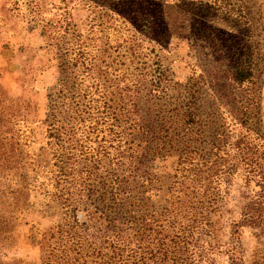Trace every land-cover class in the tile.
<instances>
[{
	"label": "trees",
	"instance_id": "trees-1",
	"mask_svg": "<svg viewBox=\"0 0 264 264\" xmlns=\"http://www.w3.org/2000/svg\"><path fill=\"white\" fill-rule=\"evenodd\" d=\"M237 10L241 18L233 22L243 40L242 51L227 84L215 85L232 89L241 108L237 124L257 125L258 111L251 110L245 92L258 46L249 42L247 14L242 15L239 6ZM222 31L234 34L231 28ZM73 60L61 64V78L46 95V114L40 122L45 141L35 154L23 150L27 138L34 136L26 126L30 103L0 88V264H206L203 252L205 246L210 251V245L198 241L215 230L237 166L258 192L243 204L238 222L231 224L232 233L242 225L264 227V146L246 142L249 132L239 133L231 143L217 132L200 147L193 132L194 106L188 102L180 115L179 136L173 144L162 143L163 148L179 146V175L165 204L149 209L152 180L142 167L149 153L161 151L159 134L167 132L166 121L158 114L146 119L127 89L118 98L100 95L95 101L92 81L79 92L71 72L76 61L90 81L105 71L96 56L83 54ZM105 121L112 139L107 145L89 146L95 127ZM37 180L44 200L41 214L49 225L40 233L38 262L24 263L14 257V232L29 208L28 189Z\"/></svg>",
	"mask_w": 264,
	"mask_h": 264
},
{
	"label": "rangeland",
	"instance_id": "rangeland-1",
	"mask_svg": "<svg viewBox=\"0 0 264 264\" xmlns=\"http://www.w3.org/2000/svg\"><path fill=\"white\" fill-rule=\"evenodd\" d=\"M238 6L250 22L249 42L258 46L253 49V74L245 92L251 110L258 111L257 125L237 124L241 108L232 89L215 85L227 84L242 51L243 40L233 22L241 18ZM228 28L234 34H224ZM83 54L96 56L105 73L90 81L76 61L71 72L79 92L92 81L95 101L100 95L118 98L127 89L126 95L137 99L146 119L158 114L167 123V132L159 134L161 151L149 153L142 167L152 180L149 209L165 204L179 175V146L163 148L162 143L173 144L179 136L187 102L194 106L193 132L200 147H206L217 132L230 143L239 133L249 132L246 142L264 146V0H0V88L31 105L26 126L34 136L27 138L25 153L35 154L44 146L40 122L46 114V95L61 78V64ZM19 130L28 134L23 127ZM111 139L105 121L95 127L88 145H107ZM149 146L153 148L152 143ZM243 176V168L237 166L215 230L209 237L200 236L198 243L206 242L211 249L205 246L206 264H264V227L242 225L232 233L231 224L238 222L243 204L258 192ZM39 181L28 189L29 208L14 232V257L24 263L38 262L40 233L49 225L41 214ZM221 189L225 191V186Z\"/></svg>",
	"mask_w": 264,
	"mask_h": 264
}]
</instances>
